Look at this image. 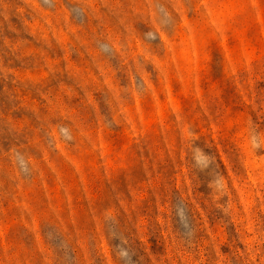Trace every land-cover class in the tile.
Masks as SVG:
<instances>
[{
	"label": "rangeland",
	"instance_id": "1",
	"mask_svg": "<svg viewBox=\"0 0 264 264\" xmlns=\"http://www.w3.org/2000/svg\"><path fill=\"white\" fill-rule=\"evenodd\" d=\"M0 264H264V0H0Z\"/></svg>",
	"mask_w": 264,
	"mask_h": 264
}]
</instances>
